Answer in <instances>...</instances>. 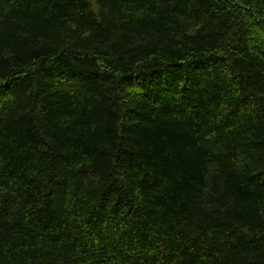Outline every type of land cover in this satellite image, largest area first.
Here are the masks:
<instances>
[{
	"label": "trees",
	"instance_id": "obj_1",
	"mask_svg": "<svg viewBox=\"0 0 264 264\" xmlns=\"http://www.w3.org/2000/svg\"><path fill=\"white\" fill-rule=\"evenodd\" d=\"M0 264H264V0H0Z\"/></svg>",
	"mask_w": 264,
	"mask_h": 264
}]
</instances>
